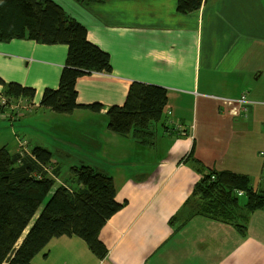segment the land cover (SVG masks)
<instances>
[{"label":"crops","instance_id":"1","mask_svg":"<svg viewBox=\"0 0 264 264\" xmlns=\"http://www.w3.org/2000/svg\"><path fill=\"white\" fill-rule=\"evenodd\" d=\"M54 1L86 26L89 41L109 53L113 69L112 74L87 72L76 83L78 103H99L101 112L78 108L62 114L101 119L106 126H79L89 132L86 145L95 150L74 145L73 166L112 176L117 200L125 205L100 233L108 249L105 259L81 238L64 236L53 239L32 263L264 264V240L253 234L258 216L259 233L264 231V209L252 214L243 236L194 215L196 198L185 204L203 176L201 167L249 175L264 190V132L255 126V116L264 114V0H205L192 14L179 13L178 0ZM67 53L66 45L0 43V77L33 88L28 102L40 105L46 89L59 87ZM140 84L162 87L169 95L160 122L163 135L156 137L154 124L155 141L147 146L108 128L111 114ZM243 95L240 106L248 115L242 117L228 102ZM167 112L187 132L171 135Z\"/></svg>","mask_w":264,"mask_h":264},{"label":"trees","instance_id":"2","mask_svg":"<svg viewBox=\"0 0 264 264\" xmlns=\"http://www.w3.org/2000/svg\"><path fill=\"white\" fill-rule=\"evenodd\" d=\"M78 4L106 2L107 0H74ZM205 0H178L181 14L200 10ZM13 40L34 41L42 45H66V67L61 73L57 89H46L40 105L59 114H72L78 108L101 112L99 103L80 105L76 83L87 72L112 74L110 55L88 39V30L72 18L54 0H0V43ZM0 96L12 104L16 100H33L35 90L19 83L6 82L0 77ZM168 91L159 86L140 84L129 95L124 105L111 114L108 128L111 132L134 138L141 145H152L155 133L152 126L162 122L168 106ZM7 109L0 102V117ZM11 113V109H10ZM167 114H165L166 116ZM34 156L0 150V264H10L21 237L47 207L46 216L34 231L14 264H33V259L49 243L59 237H79L99 258L105 259L107 247L100 233L125 205L117 200L114 178L93 167L81 165L61 193L58 179H52L44 167L56 166L48 149L35 147ZM193 157L192 153L186 158ZM196 182L192 199L196 213L226 224L246 235L250 216L264 209V190L252 187L249 175L229 170L209 169ZM41 173L42 177L36 175ZM240 195L247 198L243 202ZM191 198L185 200L192 205Z\"/></svg>","mask_w":264,"mask_h":264},{"label":"rangeland","instance_id":"3","mask_svg":"<svg viewBox=\"0 0 264 264\" xmlns=\"http://www.w3.org/2000/svg\"><path fill=\"white\" fill-rule=\"evenodd\" d=\"M0 102L1 104H5L4 109L8 108L5 112V115L3 116V119L0 118V150H4L5 152L8 151L11 155H13L14 153L25 152L29 156H34V153L32 152L33 148L35 147H43V148L46 147L45 149L48 148L52 155L53 153L56 154L55 156L53 155L54 158L53 162L60 164L63 173L62 170L60 171L59 169L60 177L57 178V174H55V170L57 169V167L53 166L52 164L45 166L43 171L47 174L48 177L55 180L58 179V184H57V187L59 188L58 190L66 186L69 180L76 173V170L73 166L74 164H77L76 159H74L73 156L74 145L81 144V147L85 152H89V151L91 152L95 150L94 148L90 150V147L86 145L91 141L89 140L90 138L89 132L83 133L81 128H79V126L83 125L85 127H88L92 125L94 128H96V127H100L101 125H104L105 123L104 120L102 121L101 119H96V118L78 119L76 117H71L68 115L57 114L55 112L45 113L43 111L46 108L44 109L43 107H41V105L35 106L34 103H29L25 99L19 98L14 103L9 104L7 97L1 95ZM10 109L12 114L10 113ZM239 109H240L239 114H242V117L248 115V110L245 107L242 108L240 107ZM243 109H245L246 112ZM13 110H17L15 114L13 113ZM25 112L28 113L26 114ZM255 126L257 128H262L264 132V114L262 116L260 114H257V116H255ZM162 135H163V130L161 124L157 123L156 137L160 139ZM61 152L68 153L69 156H60ZM111 154H112V149H111ZM118 157L119 155L115 156V158ZM131 167L135 169L134 167H136V165H131ZM106 169L108 171H114V169L116 168L112 167ZM128 169L126 171H128ZM36 177L41 178L42 177L41 173L37 174ZM258 183L259 182H257L256 179H251V184L253 188L259 189L257 186ZM263 185L264 184L262 183V185L260 186ZM57 196L55 190L52 197L54 199ZM240 197L243 202H246L247 198L245 197V195L244 196L240 195ZM189 198L192 199V195ZM46 212H47V207H44L38 213L36 219L33 220V223L25 232V234L21 237V241L16 247L17 251L13 256L14 258L16 255H17L16 257L19 258L20 254L25 249L26 244L33 237L35 229L40 225V223L45 218ZM251 218L253 217L250 216L248 229H249V225L251 224L250 222H252ZM262 226L263 224L260 222V217L259 216L256 217L254 219L253 234L256 237L262 239L263 241L264 231L262 233H259L260 228ZM247 234L248 231L246 235L243 234L241 235L247 236ZM255 239L257 238H253L252 240ZM46 264H53V263L47 262Z\"/></svg>","mask_w":264,"mask_h":264},{"label":"built area","instance_id":"4","mask_svg":"<svg viewBox=\"0 0 264 264\" xmlns=\"http://www.w3.org/2000/svg\"><path fill=\"white\" fill-rule=\"evenodd\" d=\"M246 102V96L243 95L240 100H230L228 102L229 105L234 107L233 114H237L239 110L235 109V107H244L240 106L242 103ZM245 110V109H243ZM246 112V110H245ZM172 116L171 112H167V125L169 126V132L171 135H183L182 133L187 132L185 127L180 124L179 121H174L170 117ZM185 130V131H184Z\"/></svg>","mask_w":264,"mask_h":264},{"label":"bare ground","instance_id":"5","mask_svg":"<svg viewBox=\"0 0 264 264\" xmlns=\"http://www.w3.org/2000/svg\"><path fill=\"white\" fill-rule=\"evenodd\" d=\"M26 101H28V100H26ZM8 102H9V100H8ZM9 104H11L10 102H9ZM2 106H3V108L5 107V104H1ZM6 109H8V108H6ZM17 110H13V113L15 114V112H16ZM12 114V113H11ZM5 115V113H3L2 115H1V119H3V116ZM12 117V116H11ZM21 155H28L27 153H25V152H21ZM17 256V255H16ZM15 256V258H14V261L12 262V264H14L15 262H16V260L18 259V257H16Z\"/></svg>","mask_w":264,"mask_h":264},{"label":"water","instance_id":"6","mask_svg":"<svg viewBox=\"0 0 264 264\" xmlns=\"http://www.w3.org/2000/svg\"><path fill=\"white\" fill-rule=\"evenodd\" d=\"M36 230V229H35ZM11 264H12V262H11Z\"/></svg>","mask_w":264,"mask_h":264}]
</instances>
